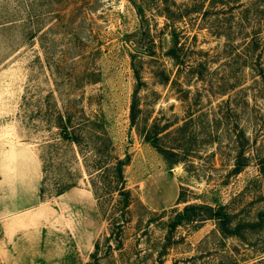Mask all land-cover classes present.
<instances>
[{
	"label": "rangeland",
	"instance_id": "374dc122",
	"mask_svg": "<svg viewBox=\"0 0 264 264\" xmlns=\"http://www.w3.org/2000/svg\"><path fill=\"white\" fill-rule=\"evenodd\" d=\"M52 1L42 5L44 50L36 32L0 28V169L12 166L15 149L16 180L28 190L35 159L46 166L42 200L24 215V229L10 240L0 234V264H264V90L251 68L255 60L264 66V0ZM250 34L258 56L244 50ZM44 55L60 62L56 72ZM50 89L59 108L81 107L101 121L105 132L96 131L108 150L128 155L130 203L116 236L79 152L63 143L48 156L43 147L55 131L38 114ZM86 136L80 147L89 157L98 140ZM60 179L75 185L54 195ZM189 203L259 227L221 236L201 216L169 229Z\"/></svg>",
	"mask_w": 264,
	"mask_h": 264
},
{
	"label": "trees",
	"instance_id": "16d2710c",
	"mask_svg": "<svg viewBox=\"0 0 264 264\" xmlns=\"http://www.w3.org/2000/svg\"><path fill=\"white\" fill-rule=\"evenodd\" d=\"M52 2H55V0ZM219 2L221 3V0H219ZM42 5L43 0H1L0 28L14 25L19 28L24 37H32V34L36 32L35 35H37L39 46L44 50L41 40L44 37V30L42 29L44 11L42 9ZM134 7L138 14V7L136 5H134ZM164 12L167 18H170V14H173V12L167 7ZM258 45L259 39L255 34H250L247 39L244 37L243 46L247 53L257 52L256 56H258ZM166 53L171 58L176 60L177 55L174 48L168 49ZM44 58L48 66H50V64L54 65L56 69L55 72L60 68L59 61H51L46 57V55H44ZM251 68L255 71L256 75L259 76L264 90V66L260 65L258 61L255 60V63L251 66ZM132 70L133 78L137 83L130 95L127 116L129 124L134 126L136 125V119L139 112L136 97L139 87V76L133 67ZM52 96L53 92L52 89H50L45 93V95H43V97L40 98V100L42 99L45 101L46 107L43 111H39L38 114L43 117L48 126L55 129L53 132L54 137L44 141L43 147H45V149H49V153L47 154L48 156L51 151L54 152V154H58L64 146L63 143L71 145L72 149L75 148L77 153L79 152L81 155V162L83 163L82 165L86 169V174L88 176L90 191L96 201L97 207L102 209L107 207V215H109V223L111 224L109 235L111 234V236H116L121 231L123 220L125 218V214L128 212V205L130 203V192L127 188H125L123 179V167L128 162V155L119 157L118 155L113 154L111 149L108 150L107 146L99 141V132L96 131V129L100 128L101 134L105 132L101 121L92 119L85 115L81 107L77 111H71L68 107H63L62 109L59 108L56 100H49ZM94 131L96 132L94 133ZM91 132L92 135L89 136ZM140 132L142 133V130L139 131L138 134H141ZM86 133L89 138L94 137L96 141L98 140L90 145L87 151L91 153L89 157H86L83 154V148L80 147L81 143L87 137ZM142 136L143 140H149L148 134L145 133L142 134ZM161 150L164 156H166V150ZM40 164L41 179L39 185V199L41 201L44 172L46 168L42 157L40 159ZM236 170L237 169H235V171ZM74 185V181L66 182V180L60 179L54 185L53 194H61ZM182 202H184V200H182ZM223 209L224 208L219 206L217 208H212L201 204H185L180 211L174 212L173 216L168 220V228L172 229L182 223L193 224L196 220H202L203 218L213 219L215 221L216 230L221 236H239V232L246 228L253 230L256 227H259L258 223L253 222L242 224V222L240 223L237 221L232 225V216L224 212ZM258 215L260 218L263 217L264 209L260 211ZM201 216L203 218H201ZM93 247L94 249L96 248V243H94ZM92 255L93 253L90 254V258H92Z\"/></svg>",
	"mask_w": 264,
	"mask_h": 264
},
{
	"label": "crops",
	"instance_id": "0c3cea01",
	"mask_svg": "<svg viewBox=\"0 0 264 264\" xmlns=\"http://www.w3.org/2000/svg\"><path fill=\"white\" fill-rule=\"evenodd\" d=\"M15 154V149L8 153V158L12 159V166L6 170L2 167L0 169V234L1 239L5 240L14 239L17 233L24 229V215L33 211L40 203L41 164L39 159H35L34 176L32 177L35 183L33 187H35L25 190L21 181L16 180Z\"/></svg>",
	"mask_w": 264,
	"mask_h": 264
}]
</instances>
